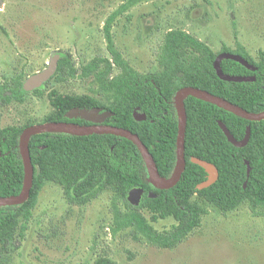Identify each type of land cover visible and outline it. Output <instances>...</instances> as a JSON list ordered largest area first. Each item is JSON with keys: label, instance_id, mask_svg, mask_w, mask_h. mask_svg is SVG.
I'll list each match as a JSON object with an SVG mask.
<instances>
[{"label": "trees", "instance_id": "1", "mask_svg": "<svg viewBox=\"0 0 264 264\" xmlns=\"http://www.w3.org/2000/svg\"><path fill=\"white\" fill-rule=\"evenodd\" d=\"M146 1L149 0H124L105 20L103 33L110 59L95 57L81 70L84 77L94 76L98 84L94 94L98 98L68 97L53 90L49 95L53 113L46 122L82 124L81 120L72 121L64 117L74 107H98L112 112L113 115L104 125L136 134L151 154L160 177L167 179L176 164L178 120L174 98L178 90L194 87L225 99L247 112L264 111V52L259 51L257 60H254L241 45H237L233 51L223 46L220 53L240 55L255 67V71L251 72L237 62L223 60V73L255 77L253 82H225L217 77L213 68L217 54L201 40L175 28L164 35L159 47L156 58L161 68L159 74H141L114 48L112 27L117 18ZM68 61L67 56L60 58L53 77L62 72L64 65H69ZM113 70L119 73L109 79ZM177 82L181 85H176ZM43 88L34 90L33 94L40 96ZM4 91L5 87L0 88V98L8 104L12 100L24 102L27 94L22 90V84L15 91ZM184 106L185 169L179 182L167 190L157 189L149 182L139 150L124 138L98 134L76 136L62 132L32 136L28 143L34 169L30 195L21 205L0 207V245L11 239L19 219L20 235L23 236L46 182L61 186L66 198L78 205L87 204L106 190L113 191L124 201L126 211L113 209L112 233L133 228L149 245L161 249L177 246L200 226L205 211L192 201L194 196L223 213L233 211L245 202L252 210L263 209L264 120L250 122L193 97H187ZM136 108L146 115L145 121L134 120L133 111ZM219 122L226 126L236 140L243 139L247 127H250L248 144L243 148L230 144ZM29 126L31 124L20 128L0 127V198L16 196L22 190L24 171L19 139ZM192 158L216 167L218 179L214 184L203 190L197 189L207 179V174L191 162ZM246 162L251 169L248 178ZM132 189L143 190L138 207H132L127 201ZM149 193L154 194L155 198H150ZM140 210L149 213L152 223L171 218L176 225L169 231L157 232ZM94 264L114 263L101 258Z\"/></svg>", "mask_w": 264, "mask_h": 264}, {"label": "rangeland", "instance_id": "2", "mask_svg": "<svg viewBox=\"0 0 264 264\" xmlns=\"http://www.w3.org/2000/svg\"><path fill=\"white\" fill-rule=\"evenodd\" d=\"M124 0H0V88L15 91L29 76L47 68L55 53L69 57L61 73L45 84L42 94L28 92L24 102L0 98V127L45 124L53 113L49 95L93 96L98 84L81 70L93 58L110 59L103 26ZM182 29L208 45H241L257 60L264 52V0H149L117 18L114 48L141 74H159L157 53L164 35ZM119 73L113 70L109 79ZM176 85H181L179 82ZM7 99V95H5ZM204 211L200 226L177 246L149 245L133 228L112 233L113 209L125 203L111 190L85 205L70 202L61 186L46 182L20 235L18 220L9 241L0 245V264H264V208L247 202L223 213L194 196ZM157 232L169 231V218L150 221Z\"/></svg>", "mask_w": 264, "mask_h": 264}, {"label": "water", "instance_id": "3", "mask_svg": "<svg viewBox=\"0 0 264 264\" xmlns=\"http://www.w3.org/2000/svg\"><path fill=\"white\" fill-rule=\"evenodd\" d=\"M61 53H55L50 58L47 68L41 72L35 73L24 80L22 83V90L24 92H33L36 89H41L57 72L58 62L62 58ZM223 60H231L237 62L244 66L247 70L254 72L255 67L248 63L243 57L233 53H219L217 54L214 62L213 68L216 72L217 77L225 82L232 83H243V82H253L255 81L254 76H234L223 73L221 69V62ZM187 97H193L198 100L204 101L206 103L212 104L221 108L233 115L245 119L250 122H259L264 120V111L258 113H250L242 108L212 95L206 91L199 90L194 87H183L178 90L174 98V105L178 120V133L176 138V164L172 175L165 179L160 177L155 162L149 153L147 147L141 142L139 137L132 132L121 129L118 127H113L109 125H102L106 119L113 115L112 112L102 111L101 108L94 107L92 109H79L74 107L68 110L64 117L68 120L80 119L85 122H89L92 125L80 126L73 123L67 122H48L45 124H37L26 127L19 139V152L23 164L24 180L21 192L16 196H9L0 198V207L4 206H17L25 203L30 195V189L32 187L34 169L31 164V159L29 155L28 143L32 136L42 133H55L62 132L73 134L76 136H87L92 134L98 135H113L116 137L124 138L132 142L139 150L143 162L145 164L149 182L157 189L167 190L174 187L180 180L181 175L185 169V155H184V142H185V130H186V111L184 106V101ZM133 118L137 122H142L146 120V115L139 112L136 108L133 111ZM220 129L224 133L228 142L234 147L243 148L245 147L250 139V127H247L246 134L241 140H236L226 128V126L219 122ZM191 162L193 164L201 167L207 174V179L197 186L198 190H203L211 186L218 179V170L216 167L206 161L200 160L198 158H192ZM247 166V178L250 175L249 163H245ZM39 168L37 167V174ZM246 185V184H245ZM143 195L142 189H132L129 191L127 196V201L132 207H138ZM150 198H155V195L149 193Z\"/></svg>", "mask_w": 264, "mask_h": 264}, {"label": "flooded vegetation", "instance_id": "4", "mask_svg": "<svg viewBox=\"0 0 264 264\" xmlns=\"http://www.w3.org/2000/svg\"><path fill=\"white\" fill-rule=\"evenodd\" d=\"M102 109V108H101ZM102 111H104L103 109H102ZM76 120H80V119H73L72 121H76ZM107 120V119H106ZM105 120V121H106ZM81 121H83V120H81ZM71 123H73V124H76V125H80V126H89V125H92L91 123H89V122H85V121H83V123L82 124H77V123H74V122H71ZM105 124V122L102 124V125H104Z\"/></svg>", "mask_w": 264, "mask_h": 264}]
</instances>
